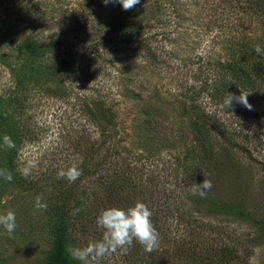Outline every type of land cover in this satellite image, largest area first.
<instances>
[{
	"label": "rangeland",
	"instance_id": "374dc122",
	"mask_svg": "<svg viewBox=\"0 0 264 264\" xmlns=\"http://www.w3.org/2000/svg\"><path fill=\"white\" fill-rule=\"evenodd\" d=\"M243 2L140 0V4L125 11L118 2L105 5L103 0H14V3L1 0L0 93L4 95H7L4 91L8 87H16L11 67H16L17 71L21 63L13 44L7 42V32H16L13 40L23 35L42 38L47 34V26L52 24L47 18L54 10L59 16L57 22L63 18L59 12L65 17L67 10L68 25L61 22L56 28L65 33V42L60 43L65 44L69 52H74L68 46L72 41L70 32H75L74 29L79 36L92 25L96 28L94 15L121 14L130 21L135 19L134 16L137 19L139 14L143 36L126 41L120 37L117 43L111 42L115 40L111 39L114 36L111 34L102 32L90 36L77 48L83 52V46L92 44L91 55L79 53L64 57L78 63L75 71L65 73L62 69L56 77L43 75L41 79L37 78L38 84L34 80L24 84L28 98L18 120L35 140L28 139L18 152L11 172L16 184L11 185L10 181L0 177V214L13 211L18 225L11 235L0 225V264H46L45 257L52 241L49 230L51 209L69 195L67 188L73 183L58 178L57 173L73 165L79 167L85 156L94 151L95 155L87 165L89 171L95 166L103 168L104 161L98 153L103 154L106 147L112 146L111 142L117 150L113 148L115 152H109L120 153L118 157L112 155L118 159V162H111L112 166H122L125 157L129 163H135L136 155H141V162L132 164L137 169L133 170L132 180L135 178L142 185L136 187L139 201L152 211L151 220L159 233V243L149 253L134 241L126 254L118 249L101 259L99 264H192L188 260L194 250L200 255L199 261L204 259L197 264H211L215 260L212 255L225 246L238 251L239 258L230 264H264L263 232L256 230L253 235L255 230L247 224L225 222L228 219L204 211L202 215L195 214V222L187 226L159 206L164 187L172 191L170 196L174 199L177 194L184 196L182 191L189 186L184 185L181 169L178 170L179 181H173L172 177L177 172V164L190 161L184 144L189 143L190 147L194 141L193 132L187 125L189 112L196 103L183 97L190 90L188 96L191 91L198 92L200 108L224 125L221 128L226 129L223 132L224 150L232 157L221 162L224 168L218 179L201 176L202 182L205 178L218 180L220 184L215 186V191L221 193L223 188L231 189L236 194L231 198L247 202L264 221V79L258 80L254 90L243 91L249 94L252 110L234 101L231 111H227L224 104L215 105L206 94L218 78L216 71L224 72L216 69V63L230 56L231 43L238 52L244 49L246 38L264 37V18L241 7ZM57 53L59 51L55 49V55ZM56 60L59 62L60 57ZM262 66L264 68V63ZM210 75L211 79L204 83ZM18 79L17 76L16 81ZM93 104H101L105 110L96 123H90L84 117L88 114L84 111L85 106L93 109ZM154 105L160 107L154 115L157 120L153 122L156 140L151 136L145 145H141L145 134H139L135 126ZM211 138L216 139V134ZM222 140L217 138V145L213 144L214 155ZM102 144L105 148L96 151ZM29 161L36 162L37 166L31 175L24 177L21 169ZM58 181H61L60 185ZM96 184L94 178L89 177L80 180L76 188L79 191L84 187L87 190L95 188L98 192ZM56 185H65L63 193L56 194L53 190ZM150 194L152 197L149 198ZM37 197L47 205L46 208L36 207ZM72 206L73 202L67 208L70 210ZM96 220L97 217L92 216L89 221L73 223L72 238L77 245L72 249L73 256L77 249L102 239L103 229L97 226ZM178 250L181 257L176 256Z\"/></svg>",
	"mask_w": 264,
	"mask_h": 264
},
{
	"label": "trees",
	"instance_id": "16d2710c",
	"mask_svg": "<svg viewBox=\"0 0 264 264\" xmlns=\"http://www.w3.org/2000/svg\"><path fill=\"white\" fill-rule=\"evenodd\" d=\"M4 1L14 3V0ZM243 4L244 5L241 7H244L245 10L255 11L264 18V0H244ZM64 13L65 17L62 12H59L63 18L57 22L59 16L57 11L54 10V12L47 18V22L52 24L47 26L49 27L47 34L42 38L37 39L31 35H23L20 39L16 40L15 38L13 40L16 32H14V34L7 32V42L13 44L14 49H16L17 57L19 58V61H21V63H19L20 68L17 71L16 67H11L16 87H8L4 91L7 95L0 93V169H6L10 173L13 172V164L16 162L18 152L23 147V144L28 141V139L35 140V138L31 136L30 131L25 129L21 121L18 120L19 112L23 109L24 103L28 98L26 95L28 89L24 84L30 80H34L35 83L38 84L37 78L41 79L43 75L56 77V73L59 70L62 71V69L65 73H69L72 70L75 71L78 68V63L72 61V59L67 60L64 57L75 56L79 53H81V55H91L92 44H90L89 47L83 46L85 48L83 52L82 49L77 48L79 43L82 46L84 42L88 41L87 38L90 36L95 37L99 33L102 34V32L103 34H111V36L114 35L111 39H115L111 40V42L115 43L118 42V38L120 37L124 38L126 41V39H137L143 36L141 24L142 18H140L139 14L137 19L136 16H134L135 19H131L130 21L124 19L125 15L122 16L121 14L109 17H98L94 15V18L96 19H93L97 22L96 28L92 25L89 30H86L85 33L79 34V36L74 29L73 31L75 32H70L72 37L69 36V39L72 41L68 46L73 48L74 52H69L65 49V44H63L65 42V33L58 29V27L56 28L58 25L57 23L62 22L63 24L68 25V22L66 21L67 10H65ZM71 14H69V16ZM111 15H113V13ZM53 29L54 31L50 32ZM92 40L94 42L96 41L95 39ZM62 41L63 43H60ZM58 43H60V45L56 48ZM243 44L244 49L235 52L234 45L232 46L231 43L228 49L230 56L228 55L224 61L216 63V69H219V71L222 69L224 72L221 74L216 71V73H219L217 76L218 78L215 79L211 87L206 90L209 100L212 103H215V105L224 104V100L229 95V92L238 96L241 91L254 90L255 84L258 80L264 79V68L262 66L264 63V55H258L254 51V47L257 44L260 45L261 48H264V37H248L244 40ZM55 49L59 51L56 55ZM58 57H60L59 62L56 60ZM17 76L19 78L18 81H16ZM211 77L212 75H210L209 78H206L204 83H207ZM189 92L190 90L187 91L183 97L192 103H196L189 112L188 116H190V122L187 125L188 129L193 132L194 141L190 147L189 143L187 145L184 144L186 146L184 147L185 153L190 158V161L177 164L175 169L177 172L175 173V176L172 177L173 181H177L180 178V172H178V170L181 169L183 172L182 174L185 177L184 185L189 186L182 191L184 196H179V194H177L174 199L170 196L172 191L164 187L163 193L160 196L162 199L161 204H159L160 209L165 211L167 209L171 216L175 215L177 219L181 220L183 223L185 222V225L187 226L192 222H195V214L202 215V211H204L210 215L228 219L225 222H241L247 224L250 228L255 230L253 235H256V230H258V233H264V221L258 214H256L254 209H251V205H248V203L243 200L241 201L237 198H231L233 194L231 189L227 190L219 185L223 190L221 193L215 191V186L220 184L218 180H211L213 187L207 192V195L204 198H201L199 194L193 195L194 185L202 183L201 176H215L218 179L219 173L222 174L221 171L224 168V166H222L224 163L221 164V162L227 159L230 160L232 157L228 154L230 153L229 151L224 150V133L226 129L221 130L224 125L217 122L214 116L212 117L208 112L206 113L200 108L197 104V101L199 100L198 92L191 91V94L188 96ZM85 107L84 111L88 114L84 115V117H86L90 123L98 122V119L102 118L104 115L103 112L105 110L102 109L103 106L101 104H93V109L88 105ZM159 108L155 105L153 108L150 107L152 110H146L145 118L140 124H138V126H135V129L139 134H145V140L144 142H141V145H145L146 141L151 136L152 140H156L154 137L156 128L153 122L157 120L154 115H157L156 113ZM225 108H227V111H231V108L226 105ZM5 134L9 135L14 141V148H7L3 144V137ZM214 134H216L218 139H223V143L218 147L217 151H215L216 155L213 154L212 150L213 144L215 143V145H217V138H211ZM114 144V142H111L112 146L106 148L103 144L102 147H97L96 151L98 152L102 151V148H105L103 154L98 153L105 162H103L104 167L101 169H97L96 166L92 168L93 170L91 172L88 169L87 165L95 155V151L90 155L85 156L78 167L82 174L75 182L68 185L67 192L69 195L63 197L59 205L52 207L51 219L49 222L52 241L50 249L45 257L46 264H82L80 260L75 259L72 255V249H76L77 247L74 238H72L73 223L77 222L76 224H79L85 219L89 221L92 216L98 217L102 210L110 207L127 209L134 206L135 203L139 201L140 195L136 187H141L142 185L138 183L135 178L132 180V174L134 173L133 170L135 168L132 164L141 162V159L139 158L141 155H136L137 160L135 163H129L125 157V162L122 166H116V164L115 166H112L111 162H118V159L113 158L112 155L117 157L120 155L118 151L117 153L109 152V150L115 152L114 149H116V145L113 147ZM121 148L124 149V146ZM125 151L127 152V149ZM108 160L110 161L107 162ZM89 177H93L97 182L96 187H98V192H96L95 188L87 190V187L82 188L81 191L77 190L76 187H78L79 181ZM10 182L11 185L16 184V181L11 180ZM60 183L61 181H58L59 185ZM6 185L10 186L8 183H6ZM63 187H65V185L60 187L56 185L53 190L56 191V194H61L64 191ZM77 191H79V195L76 194ZM227 191L229 192L227 193ZM235 192L237 193L238 191ZM235 195L236 194H233V196ZM150 197H152V194L149 195V198ZM72 202L73 206L69 210L67 207L70 206ZM92 203L96 205L92 206ZM187 204H189L188 207H186ZM176 239L177 238L173 241L175 242ZM179 243L182 242L179 240ZM181 251H176V256L181 257V255H179ZM217 251L218 252L215 253L216 257L214 254L212 255L215 260H213L211 264H230L239 258L237 249L232 246H225L217 249ZM199 257L200 255L195 254L194 250L188 261H191L192 264H197ZM203 260L204 259H202V261ZM202 261L199 262L201 263ZM166 263L174 264L173 262Z\"/></svg>",
	"mask_w": 264,
	"mask_h": 264
},
{
	"label": "clouds",
	"instance_id": "9594fccd",
	"mask_svg": "<svg viewBox=\"0 0 264 264\" xmlns=\"http://www.w3.org/2000/svg\"><path fill=\"white\" fill-rule=\"evenodd\" d=\"M105 5L110 2H118L122 5L123 10H131L140 4V0H103ZM254 51L258 55H264V48L255 45ZM249 94L241 91L237 96L229 92L225 98L224 104L232 108L235 103L241 104L249 110L253 109V105L249 103ZM3 144L7 148H14L15 143L12 138L5 134ZM36 162L29 161L25 167L21 169L24 177L31 175L32 169L36 167ZM80 169L73 165L67 170H61L57 173L58 178H66L69 182H75L81 175ZM0 177L6 180H12V174L6 169H0ZM211 180L204 179L202 183L195 184L193 187V195L199 194L201 198L207 195L212 189ZM37 208H46L47 205L41 202V198H36ZM152 211L143 202H136L134 206L127 209L120 207H110L101 211L97 217V226L103 229L102 239L88 243L85 247L77 249L74 258L82 262V264H99V261L105 256L111 255L117 250H121L126 254L133 242L140 243L144 250L151 253L159 243V233L154 227L152 220ZM0 225H2L9 235L13 234L17 228L16 214L8 211L6 214H0Z\"/></svg>",
	"mask_w": 264,
	"mask_h": 264
}]
</instances>
